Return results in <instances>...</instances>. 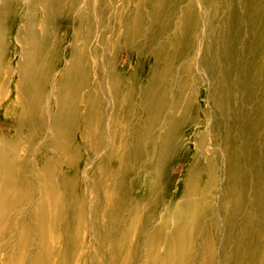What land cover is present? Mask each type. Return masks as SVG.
Instances as JSON below:
<instances>
[{
    "label": "bare ground",
    "instance_id": "bare-ground-1",
    "mask_svg": "<svg viewBox=\"0 0 264 264\" xmlns=\"http://www.w3.org/2000/svg\"><path fill=\"white\" fill-rule=\"evenodd\" d=\"M146 1L151 11L131 0L122 19L115 0H0V106L9 119L0 133L3 264H68L57 244L66 242L72 251L87 228L98 237L93 264H100L108 246L113 264H216L213 242L218 223L226 227L222 217L234 237L219 264L252 263L254 246L264 247L255 236L264 234V161L256 164V123L248 112L226 113L225 93H213L214 101L199 108L197 90L180 70L166 75L148 65L144 74L137 63L128 70L116 60L117 40L127 48L146 35L138 47H147L152 58L171 64L179 45L184 56L195 49L199 68L230 79L226 68L221 73L210 64V48L203 47L199 0H175L172 7V0ZM205 1L214 12V2ZM177 9L185 16L172 34ZM62 17L68 25L60 35L56 24ZM162 19L167 23L160 26L156 20ZM63 40L69 44L61 62L56 46ZM227 49L231 64L235 49ZM255 53L254 47L244 51L257 77L259 68L250 63ZM127 74L136 76L133 87L125 82ZM117 85L128 88L130 99L120 122L121 107L111 100ZM189 142L191 161L171 191L170 165ZM143 166L147 176L137 199L135 180Z\"/></svg>",
    "mask_w": 264,
    "mask_h": 264
},
{
    "label": "rangeland",
    "instance_id": "rangeland-1",
    "mask_svg": "<svg viewBox=\"0 0 264 264\" xmlns=\"http://www.w3.org/2000/svg\"><path fill=\"white\" fill-rule=\"evenodd\" d=\"M173 1L175 0L170 1V4H169L170 6L175 3V2L173 3ZM115 2L116 4H120L116 9L117 14L120 15L122 19L127 18L128 13L129 11H131L130 9L132 7V6H127V4H130L131 0H115ZM137 2H139V4L143 3V6L144 5H145L144 7L147 6L146 9H148L149 11L152 10L149 4H147L146 0H140V1L137 0ZM199 2L201 4V10L203 12L202 13L203 20L205 19L203 25L201 26L199 25V27H201V31L203 30V34H205L203 36V40H204L203 47L204 49H206L207 47L210 48V52H211L210 58L212 59V60L209 59L211 60L210 64L214 68H217V71H220L221 73L226 68V71L228 70L227 73H229L231 76L230 79L226 77L224 73H222V75L219 77L218 76L219 74L216 73L214 69L212 68H206L205 70L199 68L198 62H200L201 57H199V55L195 52V49L193 50L190 49L186 51L185 56H184L182 52L184 49L183 47L179 45L180 47L178 46L176 51L173 52L171 55V58H170L171 64L170 63L168 64L167 62L164 63L163 61L152 58L151 56L145 54L147 47L144 46L142 49L138 47L139 41L141 42L142 40L143 41L146 40V37H145L146 35H143V38H138L132 46L130 45L127 48H124V46H122L123 44L122 41L117 40L116 44H118V47H116V50H115L116 60L117 62H120L124 68L128 70L130 68L132 69V67L134 66L133 65L134 63H137L138 69L144 72V74H145V70L149 69L148 65H151L153 67L157 65L156 72L161 73V74L166 73V75L172 73V71L180 70L181 72L180 71L179 72L181 73V78H183L185 82L188 83L189 86L191 85L195 86L197 90L195 100H196V104L199 105V108H204L207 105V102L214 101L213 97L211 96L213 95V93L214 94L215 93H221V94L225 93L223 95V100L225 104L224 109L226 113L228 114L231 113V109L233 108H237V110L239 108L241 109V111H244L245 114L248 112L246 114V117L250 118L252 122L256 123L255 125H253L254 127H253V132H252L253 133V136H252L253 148H254L255 155H256V161H257L256 164H259L260 162L262 163L264 161V154H263L264 153V99H263L264 98V37H263L264 36V1L263 0H212L215 6H217L214 12L213 11L211 12L207 8L208 6L207 1L199 0ZM224 2L226 3L228 2V5L230 4V6L231 5L234 6V7L231 6L234 8L232 21L229 20L228 18V14H230V10H231L230 6L226 5V7L222 9V5ZM121 4L124 6V10H123L124 12L121 10ZM128 8L129 10H127ZM111 14H112V11H111ZM184 16L185 14L183 13V11L177 9L175 19L172 24L173 25L172 34L174 31L177 32L178 28L180 29L181 27L180 19L183 18ZM84 17L86 16L84 15ZM165 20L164 19L159 20V21L156 20V23L159 22L160 26H163L164 24L167 23V19ZM200 20L201 18H199V21ZM56 25H57V30L59 34L61 35L64 31H66V25H68L67 20L62 17L60 20L57 21ZM115 25L117 26L116 22H114L111 25V27H115ZM63 29L65 30L63 31ZM194 31H195L194 29L193 31H191L192 34L194 33ZM178 39L180 40V37ZM196 42H197V39L193 41V43L195 44ZM68 44L69 43L67 41L63 40L56 46L58 52H60L57 59H59L61 62H64V57L66 55L65 50ZM228 45L232 47V50L235 49L234 57L230 60L231 64L228 63V58H226L225 56L226 55L225 52H227L228 50L227 49ZM250 47H254V51L256 52L255 54L252 55V58L250 59L251 60L250 63L255 68H259L260 71L258 69L255 70L256 72H258L257 77L252 76L253 74L249 72L248 67H247L248 61H247V58L245 57L244 51L246 49H249ZM137 48L141 49V50L139 49L140 52H138L139 50ZM169 50L170 52H172V50L174 49L170 47ZM196 56H197V59H196ZM226 62L230 66H226ZM177 66L180 68H178ZM222 76L223 78H221ZM114 78L117 80L119 76L117 75ZM125 78H126L125 82H127V84H130V86L133 87V84H135L136 82V76H133V74H127L125 75ZM125 87L122 85L115 86V90L117 91L115 93L113 92L112 98H111L112 102H118V107L119 106L121 107L120 110L118 109L116 110L117 112L116 118L118 115L117 120L119 122L121 120V113L123 116V110H124L123 104L127 100H130L129 98H127V94L129 90L128 88H125ZM225 89H228V90L225 91ZM239 89H241L243 93ZM229 90H231V92ZM121 109H122V112L120 113ZM8 120H9L8 115L4 113L2 106H0V133L3 129H5L9 125ZM236 136L238 137L237 133H236ZM260 139L262 140L260 141ZM116 140H118V138L117 139L115 138V140H113L114 142L113 144H115V146L118 145ZM259 142H262V143H259ZM261 146L263 148H260ZM193 151H194V146L191 142H189L188 149H186V152H181L180 155L178 156L177 162L170 165V171H172L171 181H170L171 191L175 190L181 184V180L183 176L186 174L187 167L191 161ZM241 167L242 166H240V168ZM80 170H81V167H80ZM146 176H147V172H145V167L143 166L141 168L140 175L137 176L135 180L136 184L134 187L137 188V196H136L137 199H140L143 196L142 188H143V183H145ZM106 189L107 187L106 188L103 187V190H106ZM215 203H216V200L212 202V205H211L212 209L216 207L217 203L216 204ZM105 207H106V203H103V208ZM155 218H157L158 220L159 215L157 214ZM221 220L226 221L225 222L226 227L225 225H221V222L218 223V230L215 235L216 242L215 241L213 242L214 249H216V253H215V258L217 262L216 264H219V259L221 258V256H225L226 252H229V250H227L228 249L227 245L229 244L228 242H233L232 239L234 237L233 233L230 234V236H228L227 234L229 233L228 232L229 224L227 226L226 218L223 219L222 217ZM263 221H264V215H263ZM255 236L258 238V242L260 240V242L262 243V241L264 240V234L255 233ZM97 238H98L97 235L91 236V231L89 235V229L87 228L86 231H83L81 233L80 239L78 243L76 244V246L74 247V245H72L73 247L72 251H67L66 242L64 244H57V249L66 251L67 253L66 255L68 256V259H69L68 264H93L92 258L95 257V255H97L96 250L98 249L97 246L94 247L93 245L95 244V241ZM231 245L232 243H230V246ZM112 248H113L112 246H108L104 248V251L101 253V256H98L99 257L98 261L100 262V264H113V262L110 261L111 260L110 257L111 255H113ZM244 250L246 251V248H244L243 251ZM253 253L257 255V258L254 259L252 263L246 262V264H260L259 256L262 254L264 258V247L262 248L261 246L256 244L254 246ZM4 258H5V254L3 250L0 249V264L4 263L3 262ZM197 261L198 260L194 261L192 259H187L186 264H197ZM227 262L228 264L233 263V261L232 263L231 261L230 262L227 261Z\"/></svg>",
    "mask_w": 264,
    "mask_h": 264
}]
</instances>
